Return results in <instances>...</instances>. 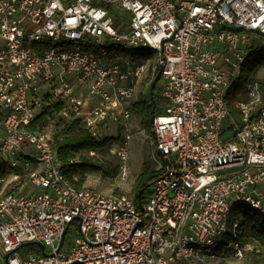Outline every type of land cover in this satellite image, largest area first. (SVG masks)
Segmentation results:
<instances>
[{
  "label": "built area",
  "instance_id": "built-area-1",
  "mask_svg": "<svg viewBox=\"0 0 264 264\" xmlns=\"http://www.w3.org/2000/svg\"><path fill=\"white\" fill-rule=\"evenodd\" d=\"M103 43L156 51L162 67L167 102L151 122L162 165L139 208L127 195L74 186L51 139L31 127L45 98L90 132L126 126L147 66L110 58ZM256 48L264 0H0L4 264H206L227 249L238 259L260 253L237 238L231 216L245 204L264 218V92L249 81L233 101L237 116L228 108L231 81ZM130 140L126 131L111 150L122 179ZM26 243L43 252H21Z\"/></svg>",
  "mask_w": 264,
  "mask_h": 264
},
{
  "label": "rangeland",
  "instance_id": "rangeland-1",
  "mask_svg": "<svg viewBox=\"0 0 264 264\" xmlns=\"http://www.w3.org/2000/svg\"><path fill=\"white\" fill-rule=\"evenodd\" d=\"M124 17L128 20L129 13L125 12ZM107 44L103 43V46L105 47ZM255 44L256 43L254 41V45ZM157 58L158 52L156 51H152L150 49L140 50L138 59L146 64L147 70L141 80L136 84L134 95L128 103L131 115L130 119L126 123V126L122 125L121 122L119 124L118 122L107 121L97 125L96 128L91 130V135H93L97 140L110 138V142L108 147L103 150L84 153V155L88 158L89 165L94 167V171L86 173L85 181L82 186L83 188L95 189L104 194H124L132 198L134 194H131V189L136 177L142 170L143 162H149L157 170H159L162 165V157L155 149L153 142L151 116H145L143 105H141L139 109L135 108V104L140 102L141 99L146 97L150 92L151 85L159 69ZM253 60L258 61V66L253 74L249 76L248 81H231L230 96H233L234 99L238 95L242 94L246 83L249 81L257 82L260 88L261 85H264V50L259 52L257 55H250L248 61L251 62ZM153 70L156 71L155 74L153 73ZM161 82L162 79L159 78L155 85L154 92L158 96ZM80 90L83 91L84 88H80ZM164 106L165 104H163V102L157 103L155 107L156 113H159ZM142 117L144 118V121H142ZM42 124V133L48 136L51 141L54 132L62 125L59 120V115L56 114L46 117ZM126 131L130 133L131 140L128 158L125 162L127 166V175L124 179H122L119 171L120 162L115 155L112 154L111 150L117 146L120 138L125 135ZM236 171L237 169H230L223 170L221 173L228 176L232 175ZM74 179H78V175H75ZM239 215H241V209L238 208L234 210L231 218L238 217ZM31 246L32 245H25L22 248L24 250L23 252H30L29 248ZM4 263V258L0 257V264ZM206 264H264V248L260 253L246 254L240 259L234 257L227 249L220 253L216 259Z\"/></svg>",
  "mask_w": 264,
  "mask_h": 264
},
{
  "label": "trees",
  "instance_id": "trees-1",
  "mask_svg": "<svg viewBox=\"0 0 264 264\" xmlns=\"http://www.w3.org/2000/svg\"><path fill=\"white\" fill-rule=\"evenodd\" d=\"M106 48L109 51L110 58H113L117 55H128L130 58H135L140 54V50L129 52L114 47L113 45L106 46ZM88 50L94 51L98 56L101 55L97 49L89 48ZM262 50H264V48H256L251 51V55H257ZM248 58L244 63L240 78L238 80L248 81L249 76L253 74L258 66L257 60L249 62ZM155 85H151L149 94L146 97H143L140 102L135 104V108L137 109L143 105L145 116H151V118L156 114V104L161 102L166 104L167 102L155 94ZM261 89L264 92V85H261ZM45 100L47 104L42 107L40 113L35 117L31 126L32 129H36L40 132H42L43 120L53 114L59 115V112L62 108L61 103L58 101L50 102L47 101L46 98ZM233 101L234 97L229 96V112L231 115L237 116V113L233 107ZM143 117L142 121H144ZM59 120L61 121L62 125L54 132L52 136V147L56 152L57 158L64 170L66 177L72 182L74 186L81 188L85 181L86 173L94 171V167L89 165L88 158L84 155V153L96 152L107 148L110 138L97 140L93 135H91L89 130L84 128L79 123L78 120L67 121L62 119L60 115ZM9 169L10 167L0 158V176L6 174ZM159 172L160 171L155 169V167L149 162H143L142 170L136 177L131 189V194H134L132 198L137 208L145 203L150 197L152 184L159 176ZM75 175H78V179H74ZM238 208L241 209V215H239V222L236 230L237 238L240 240L253 239L264 248V218L257 211L251 209L245 204L237 205V209ZM30 245H32L29 248L30 252L36 253L37 255L40 254L38 247H36L34 244ZM24 246L19 248L21 252L24 251L22 249Z\"/></svg>",
  "mask_w": 264,
  "mask_h": 264
},
{
  "label": "water",
  "instance_id": "water-1",
  "mask_svg": "<svg viewBox=\"0 0 264 264\" xmlns=\"http://www.w3.org/2000/svg\"><path fill=\"white\" fill-rule=\"evenodd\" d=\"M161 70H162V67H161V65L159 66V69H158V72H157V74H156V76H155V79H154V81H153V86L156 84V82L159 80V78H160V75H161ZM152 119L153 118H151V121H152ZM30 245V244H32V243H26V244H24V245ZM39 245V247H40V250L43 252V245H41V244H38Z\"/></svg>",
  "mask_w": 264,
  "mask_h": 264
},
{
  "label": "crops",
  "instance_id": "crops-1",
  "mask_svg": "<svg viewBox=\"0 0 264 264\" xmlns=\"http://www.w3.org/2000/svg\"><path fill=\"white\" fill-rule=\"evenodd\" d=\"M260 188L264 192V184Z\"/></svg>",
  "mask_w": 264,
  "mask_h": 264
}]
</instances>
